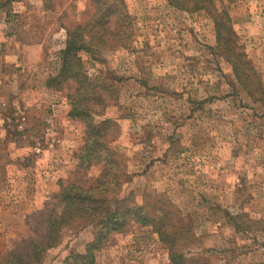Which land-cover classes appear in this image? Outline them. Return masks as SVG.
Listing matches in <instances>:
<instances>
[{
    "label": "rangeland",
    "instance_id": "374dc122",
    "mask_svg": "<svg viewBox=\"0 0 264 264\" xmlns=\"http://www.w3.org/2000/svg\"><path fill=\"white\" fill-rule=\"evenodd\" d=\"M50 1L53 8L43 0L15 2L10 10L18 17L0 10V251L21 252L41 233L59 183L76 177L83 124L67 117L65 92L48 78L58 69L63 26L87 20L97 0ZM99 1L114 6L106 26L112 35L101 65L83 59L90 75L122 78L118 102L102 118L118 125L112 146L133 173L126 188L136 202L144 192L161 194L192 222L189 253L209 264H264V106L237 86L230 64L214 52L213 23L167 0ZM218 6L264 92V0ZM100 171L92 166L83 178ZM91 238V227L66 228L42 264H62ZM111 241L96 264H169L148 227L131 226Z\"/></svg>",
    "mask_w": 264,
    "mask_h": 264
},
{
    "label": "trees",
    "instance_id": "16d2710c",
    "mask_svg": "<svg viewBox=\"0 0 264 264\" xmlns=\"http://www.w3.org/2000/svg\"><path fill=\"white\" fill-rule=\"evenodd\" d=\"M20 1L0 0V10L6 16L18 17L10 9ZM43 1L47 8H53L50 0ZM219 2L167 0L177 11L203 12L208 16L215 32L214 52L230 64L237 86L253 102L264 106L262 83L246 54L235 48L231 18L226 9L219 8ZM95 3L87 20L63 26L66 37L58 52V69L48 78L53 90L65 92L67 117L83 124L82 144L75 154L76 177L59 183L40 223L42 232L30 239L21 252L0 251V264H42L46 252L59 244L63 231L77 226L91 227L92 238L83 252L69 250L62 264H96V254L111 244L112 236L126 233L131 226L150 228L167 249L169 264H209L206 256L187 251L195 241L193 224L168 198L144 192L141 202H136L134 191L126 188L133 173L127 170L125 156L112 146L118 125L111 118H102L107 107L118 102L122 78L108 71L90 75L83 59L85 56L93 65H101V52L108 47L105 42L109 39L105 37L112 35L106 26L115 15L114 6L99 0ZM122 3L118 2L123 6ZM96 165L101 167L100 173L94 178H83L84 172ZM225 216L231 223L236 218L228 212Z\"/></svg>",
    "mask_w": 264,
    "mask_h": 264
}]
</instances>
